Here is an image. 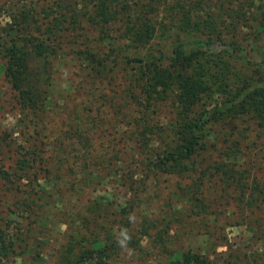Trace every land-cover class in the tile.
Masks as SVG:
<instances>
[{
    "label": "rangeland",
    "instance_id": "rangeland-1",
    "mask_svg": "<svg viewBox=\"0 0 264 264\" xmlns=\"http://www.w3.org/2000/svg\"><path fill=\"white\" fill-rule=\"evenodd\" d=\"M49 2L0 0V170L17 172L12 182L0 175V230L7 234L8 249L5 255L0 254V264H56L66 246L72 247L69 264H73L82 250L90 247L81 239L77 220L82 215L90 217L86 206L98 202L92 205L93 213L99 224L109 227L119 219L115 204L125 205L134 198V191L124 183L133 166L132 161L129 166L133 145L125 136V115L129 112L125 93L129 94L142 78V69L121 59L123 65L118 66L114 77L108 73L91 77L86 74L87 68L80 67V57L66 47L68 38L64 36L62 53L52 58L51 74L42 85L51 96L48 110L22 108L5 78L3 49L10 38L6 34L10 17L19 9H39ZM97 35L93 32V48L109 55L110 41ZM207 43V51H217L222 45L217 41ZM254 54L251 61H258ZM154 96L165 99L155 107L154 123L168 128L174 120L175 92L159 89ZM216 100L204 97L195 109L206 110ZM77 117L91 124L86 160L73 158L81 150L70 129L79 121ZM209 133H213L211 137ZM198 134L200 152L193 158L191 170L181 175L154 171L144 181V189L142 185L138 192L141 204L130 213V228L140 236L142 216H146V224L153 222L148 227L149 235L135 246H124L109 264H167L169 252L174 249L203 253L213 264H264L263 196L253 204L245 200L257 182L264 186V123L242 110L240 117L209 123ZM121 146L126 152L113 167V150ZM159 151L156 148L155 152ZM97 152L105 156L103 165L93 163ZM65 154L72 156L68 160L72 158L75 166L86 162L84 167L99 171L103 180L98 185L71 189L66 182L78 179L79 174L70 173L69 161L55 169L56 160L65 158ZM22 159L24 171L19 170ZM224 161L241 171L238 174L244 182L245 201L238 202L236 183H230L216 169ZM46 168L52 173L47 174ZM83 175L88 182V175ZM136 177L143 178L140 173ZM168 222L170 227L166 229Z\"/></svg>",
    "mask_w": 264,
    "mask_h": 264
},
{
    "label": "trees",
    "instance_id": "trees-1",
    "mask_svg": "<svg viewBox=\"0 0 264 264\" xmlns=\"http://www.w3.org/2000/svg\"><path fill=\"white\" fill-rule=\"evenodd\" d=\"M10 19L11 25L6 29L10 38L3 49L2 70L24 109L46 111L50 107L47 103L50 93L42 85L51 74L52 58L62 53L64 36L68 38L66 47L80 57V67L87 68L86 74L91 77L115 74L118 66L123 65L121 59L125 64L142 69V78L131 87V92L125 93L123 89L129 106L125 115V136L133 145L129 162V166L131 161L133 166L124 183L134 191V198L125 205L115 204L119 219L109 227L99 224L93 213L92 205H99L98 202L92 201L86 206L90 217L82 215L77 220L81 239L90 247L84 248L73 264L86 261L109 264L124 246H135L149 235L148 227L153 222L146 224V216H142L140 236L130 228V213L141 204L138 200L141 186L143 190L144 181L154 171L181 175L191 170V162L200 152L198 132L207 124L228 120L230 116L238 118L242 110L251 112L259 123H264V0H51L39 9H19ZM93 32L110 41L109 55L93 48L96 40ZM159 39L164 42L156 41ZM207 41L220 42L221 48L207 51ZM254 53L258 61H251ZM159 89L175 92L174 120L168 128L154 123L155 107L158 101L165 100L154 96ZM204 97L218 100L210 108L198 111L195 108ZM90 125L80 117L70 126L81 145L73 158L88 159ZM156 148L160 151L155 152ZM125 152L123 146L113 150V167L121 162L120 155ZM63 156L65 158L56 160L55 169H61L72 157ZM104 157L95 153L93 163L103 165ZM71 160L67 162V169L79 174L78 179L66 182L71 189L98 185L103 180L99 171L84 167L86 162L75 166V161ZM216 169L231 180L230 183H236L239 203L246 200L253 204L260 196L264 200V186L259 182L244 200V182H240L238 168L224 161ZM19 170H25L23 159L19 161ZM45 172L52 173L47 168ZM13 173L17 174L0 170L1 177L11 182ZM84 173L88 175V182ZM139 173L143 178L138 180ZM194 201L197 208L196 198ZM169 225L170 222L165 228ZM6 235L0 230L2 255L8 251ZM160 237L163 239V235ZM71 249L64 247L56 264H69ZM167 264L213 263L208 256L192 249H174L169 252Z\"/></svg>",
    "mask_w": 264,
    "mask_h": 264
}]
</instances>
